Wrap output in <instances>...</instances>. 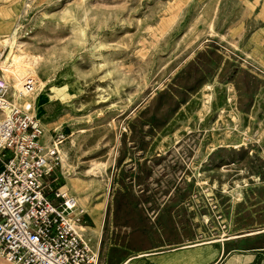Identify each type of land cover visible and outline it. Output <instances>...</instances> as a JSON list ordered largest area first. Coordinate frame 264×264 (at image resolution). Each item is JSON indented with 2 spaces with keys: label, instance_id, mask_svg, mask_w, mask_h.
I'll return each mask as SVG.
<instances>
[{
  "label": "rangeland",
  "instance_id": "1",
  "mask_svg": "<svg viewBox=\"0 0 264 264\" xmlns=\"http://www.w3.org/2000/svg\"><path fill=\"white\" fill-rule=\"evenodd\" d=\"M12 37L44 140L62 134L51 185L101 219L98 264H264V0H0L1 59Z\"/></svg>",
  "mask_w": 264,
  "mask_h": 264
},
{
  "label": "built area",
  "instance_id": "2",
  "mask_svg": "<svg viewBox=\"0 0 264 264\" xmlns=\"http://www.w3.org/2000/svg\"><path fill=\"white\" fill-rule=\"evenodd\" d=\"M5 53L0 41V59ZM28 79L13 91L0 70V254L13 264H98L77 233L76 201L52 186L62 134L44 140Z\"/></svg>",
  "mask_w": 264,
  "mask_h": 264
},
{
  "label": "crops",
  "instance_id": "3",
  "mask_svg": "<svg viewBox=\"0 0 264 264\" xmlns=\"http://www.w3.org/2000/svg\"><path fill=\"white\" fill-rule=\"evenodd\" d=\"M48 104L56 105L55 111L53 113L47 114L44 111V107ZM60 105H61L60 99L58 97H54V98L52 97L41 101L39 104V110L41 111V113L45 115V117L53 116V114H55V112L59 110ZM91 218L92 216L88 212H81L79 222L84 225L85 222H87ZM219 248L220 246L218 247L215 246V248H208L206 246H203V247L193 248L191 250L179 249L178 251H174L171 253H160L156 255L153 259L156 264H245L248 262L247 258H245L244 255L242 254L230 255V252H226L224 249L219 254ZM252 250H256V248H253ZM0 264H13V263L8 262L0 254Z\"/></svg>",
  "mask_w": 264,
  "mask_h": 264
},
{
  "label": "bare ground",
  "instance_id": "4",
  "mask_svg": "<svg viewBox=\"0 0 264 264\" xmlns=\"http://www.w3.org/2000/svg\"><path fill=\"white\" fill-rule=\"evenodd\" d=\"M6 43L10 46V51L8 52L7 56L4 59H0V70L2 73H7L9 75H12L11 77L13 78L14 84L13 83H11V84L13 87V91L21 90L23 88V84L29 79L28 75H35V70L33 68V63L35 60L30 59L29 57H27V55L21 53L19 51V46L17 47V49H15V46H17L16 45L17 42L15 39H13V37H12V39H8ZM3 44H5V42ZM50 90L51 91L56 90V88L51 87ZM59 91H61V89H59ZM42 95H43V97L40 99H46L47 97L48 98L52 97V96H49V94H47V92H44ZM59 158H60V162H62L61 161V159H62L61 158V151H59ZM79 204H77V203L75 204V206H74L75 211L78 209L77 206H80ZM78 211H79V213L82 212L81 209H79ZM95 211L93 212V215H94ZM94 218L96 221V227H90L87 225L79 224L78 222L74 223V228L81 237H83V234H85L83 232H85L86 230H91L93 232H99L100 231L101 219L98 220V219H96L95 216H94ZM88 228H90V229H88ZM144 255H147V254H138L134 258L141 257ZM130 260L131 259L129 258L125 261H122L120 264H129Z\"/></svg>",
  "mask_w": 264,
  "mask_h": 264
}]
</instances>
